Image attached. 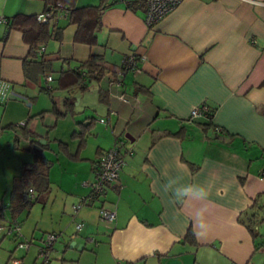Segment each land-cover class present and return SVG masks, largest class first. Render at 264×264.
Returning <instances> with one entry per match:
<instances>
[{
	"label": "crops",
	"instance_id": "0c3cea01",
	"mask_svg": "<svg viewBox=\"0 0 264 264\" xmlns=\"http://www.w3.org/2000/svg\"><path fill=\"white\" fill-rule=\"evenodd\" d=\"M107 2L91 45L75 41L77 24L69 22L66 6L56 9L47 24L51 32L59 29V37L51 36L37 53L47 67L40 72L31 64L26 75L29 44L11 19L43 13L45 2L0 0V220L19 221L20 239L30 241L20 249L16 238L0 233V264L11 255L38 261L39 239L48 232L60 234L49 264H264V246L255 247L239 221L264 192V0H181L151 28L144 23L145 9H130L129 0ZM129 53L144 56L141 71L123 72L116 85ZM91 57L103 74L85 78L81 88L66 70ZM12 92L28 97L30 108L7 102ZM202 102L212 115L189 120L192 107ZM38 140L49 151L58 149L59 178L52 181L55 162L44 150L49 189L12 214V180L32 164L29 147ZM117 142L124 161L119 179L74 214L72 206L89 193L82 182ZM176 178L204 186L208 198L177 202L166 190ZM100 206L115 211L111 223L99 219ZM201 208L210 229L205 238L193 235L189 241ZM75 222L83 223L81 230Z\"/></svg>",
	"mask_w": 264,
	"mask_h": 264
},
{
	"label": "trees",
	"instance_id": "16d2710c",
	"mask_svg": "<svg viewBox=\"0 0 264 264\" xmlns=\"http://www.w3.org/2000/svg\"><path fill=\"white\" fill-rule=\"evenodd\" d=\"M44 2V12L51 11L52 14L55 13L56 9L65 8L66 6L65 9L68 12L69 22L77 24L74 34L75 41L89 45L96 42V34L101 27L102 14L108 7L107 0H100L96 5L86 6L76 5L75 0H44ZM145 5V0H129L128 2V6L132 10H144ZM11 24L18 26V29L22 32L24 41L29 44V57L28 60H24L25 74L29 75V72H31L30 68H28L29 65L32 67L31 64H35L37 71L44 72L47 63L45 64L44 61H40L37 58L38 50L42 45L47 43L51 36L58 38L60 34L59 29L52 30V32L49 31L47 22L38 21L36 14L15 15L11 19ZM94 59V57H91V59L85 63H81L76 68L66 70L67 73H74L75 81L73 82L75 84H83L82 81L85 78L92 80L100 79L103 74V68L96 64ZM80 68L84 69V71H81ZM81 88H86V84L81 85ZM45 89L51 90L49 86H46ZM212 112L211 109V114L208 117L212 115ZM90 124H93V119L87 125L85 124V127L83 124L82 134L85 135V131ZM82 142L83 140H81L80 145ZM40 143L39 140L38 142L32 141L29 147L33 152L32 164L29 167H24L21 173L12 180L9 205L12 214L19 213L26 207L29 208L37 199L36 196L49 189L50 162L44 157L47 143ZM29 189H32V192ZM98 199L96 198L94 201ZM1 218L2 216H0ZM239 221L249 230L255 247L264 246V192H260L253 197L250 206L240 214ZM0 224H5V221L0 220ZM0 233L4 234L3 232ZM186 239L189 241L194 240L191 231L187 234Z\"/></svg>",
	"mask_w": 264,
	"mask_h": 264
},
{
	"label": "built area",
	"instance_id": "2783aa9c",
	"mask_svg": "<svg viewBox=\"0 0 264 264\" xmlns=\"http://www.w3.org/2000/svg\"><path fill=\"white\" fill-rule=\"evenodd\" d=\"M181 0H145L144 10V23L147 27L151 28L158 22L163 20L179 3ZM52 12H43L37 15V20L40 22H49L52 19ZM1 20V19H0ZM144 59L143 55H137L135 53H129L122 59L121 67L118 70L117 79L115 84H120V75L125 71H132L134 74L141 71L139 63ZM46 80H51V76L47 75ZM123 101L127 99L123 96H119ZM11 99L23 102L24 111L28 110L31 106V101L28 97L12 92L7 102ZM211 114V108L207 103L202 102L197 106L192 107L189 113V120H193L199 116L208 117ZM26 118L20 119L17 123V127H23L26 124ZM100 122L105 123L104 118L99 119ZM131 153L130 149H125ZM122 143L117 142L113 147L104 150L98 160L96 161L93 169V176L90 180L83 181L82 185L89 188V193L86 197L81 198L76 204L72 206L73 213L76 214L79 209L88 202H93L94 199L100 198L106 193V189L110 183H113L119 179L120 171L124 165L122 158ZM32 192V189H29ZM3 210V203L0 200V213ZM99 219L103 222L111 223L115 218V211L111 208L100 206L98 209ZM83 227L82 222H75V229L81 230ZM0 232L5 235L16 238V247L20 249H27L30 245V241L20 239L21 237V225L16 219L8 220L5 224H0ZM60 234L56 232H48L43 234L39 239L37 257L38 261L34 263H26L22 258L11 255L7 264H49L51 260V253L54 250V243L58 240ZM92 241V238L88 239ZM32 242V241H31Z\"/></svg>",
	"mask_w": 264,
	"mask_h": 264
},
{
	"label": "clouds",
	"instance_id": "9594fccd",
	"mask_svg": "<svg viewBox=\"0 0 264 264\" xmlns=\"http://www.w3.org/2000/svg\"><path fill=\"white\" fill-rule=\"evenodd\" d=\"M166 190L171 192L173 197L177 202H184L189 199L191 196H195L196 201H203L208 198L209 191L204 186L195 185V184H181L179 178L171 179L166 185ZM206 209L196 210V229L193 232V235L199 240L205 238L210 229V225L204 222V213Z\"/></svg>",
	"mask_w": 264,
	"mask_h": 264
},
{
	"label": "rangeland",
	"instance_id": "374dc122",
	"mask_svg": "<svg viewBox=\"0 0 264 264\" xmlns=\"http://www.w3.org/2000/svg\"><path fill=\"white\" fill-rule=\"evenodd\" d=\"M92 145H93V142H92V139H90V141L88 142V148H87V152L86 153H90L91 152V150H92ZM58 150V149H57ZM57 150H55V151H49L48 149L46 150V151H48L49 153H48V158H51V159H53L54 160V162H55V166L53 167V165H51V167H50V169L53 167V169H52V173H51V176H52V181H54V182H56V180H57V178H59L58 177V175H56V172L60 169V167H61V161L60 162H58L55 158H56V155L58 154V151ZM94 169V168H93ZM92 176H93V174H92ZM55 189H57L56 187H55ZM55 191V190H54ZM46 192V191H45ZM45 192H43V193H45ZM42 194V193H41ZM44 197V198H43ZM42 198V200H45V197L46 196H43ZM40 200V199H39ZM60 244V243H59ZM67 252V251H66ZM66 252H64L63 254H68V253H66ZM62 254V255H63ZM69 255H71V258H72V256H74V254L73 253H70ZM69 255H63V256H65V258H67V256H69ZM67 260V259H66ZM66 262H68V261H66Z\"/></svg>",
	"mask_w": 264,
	"mask_h": 264
},
{
	"label": "water",
	"instance_id": "95a60500",
	"mask_svg": "<svg viewBox=\"0 0 264 264\" xmlns=\"http://www.w3.org/2000/svg\"><path fill=\"white\" fill-rule=\"evenodd\" d=\"M128 137V135H126Z\"/></svg>",
	"mask_w": 264,
	"mask_h": 264
}]
</instances>
